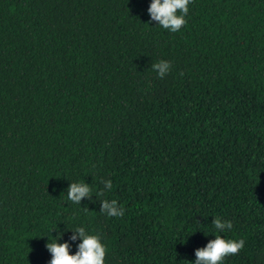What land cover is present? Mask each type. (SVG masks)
Segmentation results:
<instances>
[{"label": "trees", "instance_id": "1", "mask_svg": "<svg viewBox=\"0 0 264 264\" xmlns=\"http://www.w3.org/2000/svg\"><path fill=\"white\" fill-rule=\"evenodd\" d=\"M150 3L0 0V264L75 254L78 227L105 264H195L215 234L264 264V0H192L178 32Z\"/></svg>", "mask_w": 264, "mask_h": 264}, {"label": "clouds", "instance_id": "2", "mask_svg": "<svg viewBox=\"0 0 264 264\" xmlns=\"http://www.w3.org/2000/svg\"><path fill=\"white\" fill-rule=\"evenodd\" d=\"M191 2L192 0H151L148 12L151 20L156 21L164 29L178 32L186 24L185 16ZM151 67L162 79L171 70V63L161 60L152 64ZM103 184L105 189L109 191L112 189L111 180L103 181ZM92 194L89 184L85 182L71 183L67 191L68 199L76 204H81L85 197L91 198ZM95 194L100 197L104 195V191L101 190ZM100 210L109 217H120L124 214V210L117 206L116 200L111 202L102 200ZM212 223L220 233L233 227L231 221H222L219 217H215ZM77 237L81 238V242L77 245L78 250L75 254L70 252V244L67 241L58 243V237L54 240L49 238L50 242L46 244V247L51 253V259L48 264H105L107 250L98 235L88 234L84 227H78L73 230L70 239L75 241ZM244 246L243 239L238 241L225 239L215 234V239L210 240L205 247L195 250V264H223L226 257L238 255Z\"/></svg>", "mask_w": 264, "mask_h": 264}]
</instances>
